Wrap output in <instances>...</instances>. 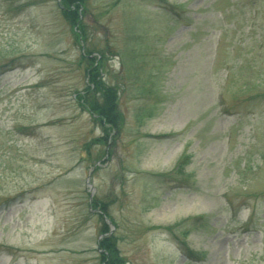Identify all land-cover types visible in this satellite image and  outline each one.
I'll list each match as a JSON object with an SVG mask.
<instances>
[{
  "label": "rangeland",
  "instance_id": "1",
  "mask_svg": "<svg viewBox=\"0 0 264 264\" xmlns=\"http://www.w3.org/2000/svg\"><path fill=\"white\" fill-rule=\"evenodd\" d=\"M234 2L83 0L82 39L59 0H0V264H101V220L123 264H264V0Z\"/></svg>",
  "mask_w": 264,
  "mask_h": 264
},
{
  "label": "trees",
  "instance_id": "2",
  "mask_svg": "<svg viewBox=\"0 0 264 264\" xmlns=\"http://www.w3.org/2000/svg\"><path fill=\"white\" fill-rule=\"evenodd\" d=\"M59 2L64 19H66L73 29L79 31V34H75L76 37L84 39V29L81 23V11H84L82 6L83 0H59ZM240 2L242 3V0H235L234 3L237 4ZM162 8L170 15L178 16V12H175L176 8L174 6L166 4ZM91 55L92 53L89 52V57ZM90 58L89 64L85 68L87 85L83 91L76 93V100L81 108L95 116V120L102 128V135L95 142L102 144L107 142V138H109L112 131H118L121 128L123 119L121 111L118 108L117 88L103 82L98 62L92 60V57ZM91 207L94 209L100 208L99 210L101 212L104 211L103 207L97 205L95 201H92ZM100 218L102 219V214H100ZM101 224L99 230L103 234V237L98 242L100 263L123 264V260L119 256L116 248L115 236L108 234L110 229L104 221L102 222L101 220Z\"/></svg>",
  "mask_w": 264,
  "mask_h": 264
},
{
  "label": "water",
  "instance_id": "3",
  "mask_svg": "<svg viewBox=\"0 0 264 264\" xmlns=\"http://www.w3.org/2000/svg\"><path fill=\"white\" fill-rule=\"evenodd\" d=\"M87 186H88V188H89L91 191L93 190L92 185L88 182V180H87Z\"/></svg>",
  "mask_w": 264,
  "mask_h": 264
}]
</instances>
